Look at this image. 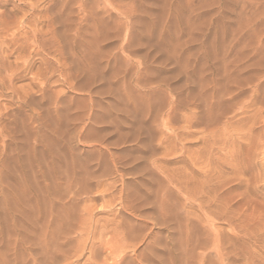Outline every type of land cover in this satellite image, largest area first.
Listing matches in <instances>:
<instances>
[{
  "label": "rangeland",
  "instance_id": "374dc122",
  "mask_svg": "<svg viewBox=\"0 0 264 264\" xmlns=\"http://www.w3.org/2000/svg\"><path fill=\"white\" fill-rule=\"evenodd\" d=\"M112 263L264 264V0H0V264Z\"/></svg>",
  "mask_w": 264,
  "mask_h": 264
},
{
  "label": "bare ground",
  "instance_id": "6f19581e",
  "mask_svg": "<svg viewBox=\"0 0 264 264\" xmlns=\"http://www.w3.org/2000/svg\"><path fill=\"white\" fill-rule=\"evenodd\" d=\"M152 205V204H151ZM181 205V204H180ZM178 208V207H177ZM132 212V211H131ZM187 216V215H186ZM187 224V223H186ZM190 226V225H189ZM74 229V228H73ZM190 230V229H189ZM89 233H91V232H89ZM191 233V232H190ZM60 239V238H59ZM63 240H65V239H63ZM214 242V241H213ZM134 243V242H133ZM109 244V243H108ZM213 244V243H212ZM134 245V244H133ZM139 245V244H138ZM121 248V246L119 245V244H114V245H112V247H111V249H114V250H118V249H120ZM123 248H124V246H123ZM126 248V247H125ZM58 250V249H57ZM56 250V251H57ZM123 250V249H122ZM118 251H120V250H118ZM152 251V250H151ZM63 252V251H62ZM95 252V251H94ZM117 252V251H116ZM52 253V252H51ZM55 253V252H54ZM64 253V252H63ZM41 255V254H40ZM80 259V258H79ZM140 259H141V261H142V257H140ZM186 260V259H185ZM145 262V261H144ZM111 263V262H110ZM151 263V262H150ZM113 264V263H112Z\"/></svg>",
  "mask_w": 264,
  "mask_h": 264
}]
</instances>
